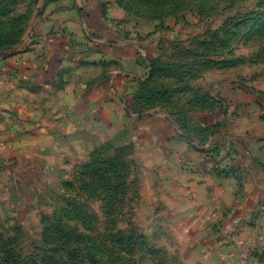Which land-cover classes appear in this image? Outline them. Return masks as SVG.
I'll return each instance as SVG.
<instances>
[{"label": "crops", "instance_id": "0c3cea01", "mask_svg": "<svg viewBox=\"0 0 264 264\" xmlns=\"http://www.w3.org/2000/svg\"><path fill=\"white\" fill-rule=\"evenodd\" d=\"M128 2L49 0V24L54 23L59 37L49 41V61L38 66L31 57L24 63L0 56V214L7 213L6 207L15 215L35 213L40 187L52 189L60 181L50 177L54 168L64 171L68 163L92 159L104 145L140 148L145 165L160 171V212L174 219L172 255L178 262L244 264L245 247L252 244L248 264H260L264 190L241 159L250 150L239 143L240 135L257 129L253 110L241 116L253 106L252 95L236 88L222 95L225 109L196 115L195 124L207 132L203 142L179 124L180 114L148 111L146 103L156 99L151 86L161 81L157 98L165 99L164 87L171 84L164 73L179 65L164 60L167 51L146 46L145 35L137 37L140 32L130 28L134 14ZM41 92L60 116L70 112L79 119L66 127L63 138L56 129L43 143L32 130H21L23 121L35 128L31 105ZM20 100L28 102V111L17 108Z\"/></svg>", "mask_w": 264, "mask_h": 264}, {"label": "rangeland", "instance_id": "374dc122", "mask_svg": "<svg viewBox=\"0 0 264 264\" xmlns=\"http://www.w3.org/2000/svg\"><path fill=\"white\" fill-rule=\"evenodd\" d=\"M128 1L134 14L130 28L140 32L137 37L145 35L146 46L167 51L164 60L179 65L164 73L171 84L164 87L165 99L157 98L163 92L156 86L161 81L151 86L156 99L146 109L180 114L179 124L203 142L207 132L195 124L196 115L225 109L222 95L236 88L252 95L253 106L241 116L254 112L257 129L240 135L239 143L250 150L241 159L264 190V0ZM55 27L49 24V0H0V52H7L6 61L29 63L26 57H31L38 66L45 65L49 41L59 39ZM210 95L214 101L204 102ZM118 102L125 109L126 101ZM27 103L20 100L16 106L28 111ZM31 107L36 126L25 127L23 121L21 130H32L39 143L56 129L63 138L66 127L79 120L49 107L45 92L38 93ZM102 148L92 159L68 163L64 171L54 168L50 177L60 181L52 189L40 187L35 213L15 215L5 208L7 213L0 214V264H182L172 255L174 219L160 212L159 169L145 165L140 148ZM253 248L245 247L244 264ZM260 261L264 264L263 257Z\"/></svg>", "mask_w": 264, "mask_h": 264}, {"label": "trees", "instance_id": "16d2710c", "mask_svg": "<svg viewBox=\"0 0 264 264\" xmlns=\"http://www.w3.org/2000/svg\"><path fill=\"white\" fill-rule=\"evenodd\" d=\"M7 55V52H0V56H6Z\"/></svg>", "mask_w": 264, "mask_h": 264}, {"label": "built area", "instance_id": "2783aa9c", "mask_svg": "<svg viewBox=\"0 0 264 264\" xmlns=\"http://www.w3.org/2000/svg\"><path fill=\"white\" fill-rule=\"evenodd\" d=\"M245 259H247V257H244V259H243V260H245Z\"/></svg>", "mask_w": 264, "mask_h": 264}]
</instances>
